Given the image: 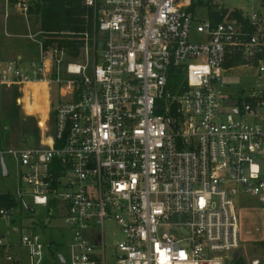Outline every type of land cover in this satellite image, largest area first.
Instances as JSON below:
<instances>
[{
  "label": "built area",
  "instance_id": "obj_1",
  "mask_svg": "<svg viewBox=\"0 0 264 264\" xmlns=\"http://www.w3.org/2000/svg\"><path fill=\"white\" fill-rule=\"evenodd\" d=\"M223 1L85 0L91 65L42 37L38 60L0 61V90L47 111L38 145L0 138V169L9 156L17 198L57 210L72 230L59 264H105L106 222L121 233L116 264H227L240 247L237 199L264 204V0L251 12ZM0 6L28 16L32 2ZM238 68L254 76L248 89L227 82ZM20 246L39 264L49 244L27 230Z\"/></svg>",
  "mask_w": 264,
  "mask_h": 264
},
{
  "label": "rangeland",
  "instance_id": "obj_2",
  "mask_svg": "<svg viewBox=\"0 0 264 264\" xmlns=\"http://www.w3.org/2000/svg\"><path fill=\"white\" fill-rule=\"evenodd\" d=\"M223 2L229 10L242 9L248 12H251L252 7L256 5V0H224ZM4 9L5 7L0 6V61H15L18 56H21L23 65H26L33 60H38L41 36L39 26L35 23L32 13L25 16L13 6H9L5 14ZM30 34L35 37L31 38ZM82 56L81 60H89V64H92L93 56L91 54L85 52L82 53ZM253 81V74L241 68L234 69L232 77L227 79L229 84L235 85L236 90L248 89ZM17 93L18 91L15 89L0 90L1 142L6 146L13 147L38 145L42 139L39 118L35 113L30 115L38 106H34L35 103H33L26 107L23 101L16 100L18 99ZM35 95L37 97V92ZM56 95V90L53 89L50 97L53 106L56 103ZM27 108L29 111L25 110ZM40 124L43 125V121ZM6 163L9 176L3 177L0 171V193L12 195L17 204L13 206L16 211L11 218L0 217V238L12 244L10 248L0 246V264H24V261L18 260L19 258H25V264H30L26 255L27 251L20 246L21 236L27 230L39 232L49 244L39 264H59L57 254L66 255L68 253L67 244L71 242L72 230L65 223L64 218L58 215V211L54 207L52 209L55 214L51 215L47 207L41 205L32 207L33 203L30 198L29 200L27 198V204L30 206L23 205L22 200L15 195L18 186L23 182L19 169L9 156L6 157ZM30 207L34 209V212H31ZM237 210L241 245L231 253V256L239 253L247 264L254 258L264 262V204H261L255 197L244 196L237 199ZM14 227L19 230L16 232ZM95 227L96 231H99V226ZM104 238L105 264H116L114 242L121 239V233L114 224L106 222ZM6 256H11L13 260H7Z\"/></svg>",
  "mask_w": 264,
  "mask_h": 264
},
{
  "label": "trees",
  "instance_id": "obj_3",
  "mask_svg": "<svg viewBox=\"0 0 264 264\" xmlns=\"http://www.w3.org/2000/svg\"><path fill=\"white\" fill-rule=\"evenodd\" d=\"M15 1V0H12ZM30 14L39 26L41 37L46 46L64 50L71 58H78L86 42L95 32L94 10L85 5V0H30ZM233 15L241 17V12ZM92 43V41H90ZM234 62L241 59L236 58ZM12 195L0 194V209L16 205ZM227 264H247L244 257L235 253Z\"/></svg>",
  "mask_w": 264,
  "mask_h": 264
},
{
  "label": "crops",
  "instance_id": "obj_4",
  "mask_svg": "<svg viewBox=\"0 0 264 264\" xmlns=\"http://www.w3.org/2000/svg\"><path fill=\"white\" fill-rule=\"evenodd\" d=\"M20 59H21V62H23V59H22L21 56H18L15 60H20ZM22 65H23V63H22ZM41 95H42V94H41ZM43 96H44V95H42L41 97L44 98ZM44 99H45V98H44ZM42 103H44V101H43V102L40 101V105H41ZM27 107H29V106H27ZM47 107H48V105H47ZM25 110L29 111L28 108L25 109ZM36 111H38V112H36ZM46 112H47V111H45V110H41V111H39V110H37V109H34L32 113H30V112H28V113H30V115L33 114V113H35V114H37V116L39 117L40 113L45 114ZM0 171H1V169H0ZM0 194H3V193H0ZM14 230L17 232L19 229H18L17 227H14ZM19 255H20V254H19ZM26 255H27V254H26ZM27 258H28V255H27ZM18 260H19V261H24L23 263L25 264V260H26L25 258H19Z\"/></svg>",
  "mask_w": 264,
  "mask_h": 264
},
{
  "label": "water",
  "instance_id": "obj_5",
  "mask_svg": "<svg viewBox=\"0 0 264 264\" xmlns=\"http://www.w3.org/2000/svg\"><path fill=\"white\" fill-rule=\"evenodd\" d=\"M1 174H2L3 177H8L9 176V170H8V167H7L6 163H5V159L4 158L1 159ZM60 258H61L62 261H64L62 255H60Z\"/></svg>",
  "mask_w": 264,
  "mask_h": 264
},
{
  "label": "bare ground",
  "instance_id": "obj_6",
  "mask_svg": "<svg viewBox=\"0 0 264 264\" xmlns=\"http://www.w3.org/2000/svg\"><path fill=\"white\" fill-rule=\"evenodd\" d=\"M38 92V91H37ZM22 101H24V104L26 105V107L29 105H31L30 103V98H29V96H28V92H27V95L25 96V98H24V100H22ZM47 107V106H46ZM45 108V107H44Z\"/></svg>",
  "mask_w": 264,
  "mask_h": 264
}]
</instances>
